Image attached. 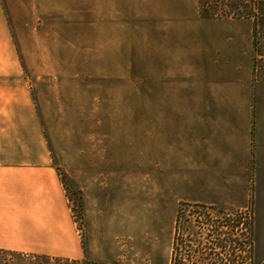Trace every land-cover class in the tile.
I'll return each instance as SVG.
<instances>
[{
	"label": "rangeland",
	"instance_id": "1",
	"mask_svg": "<svg viewBox=\"0 0 264 264\" xmlns=\"http://www.w3.org/2000/svg\"><path fill=\"white\" fill-rule=\"evenodd\" d=\"M191 1L20 2V61L83 254L0 249V264L225 261L210 249L247 251L252 214L264 257V0Z\"/></svg>",
	"mask_w": 264,
	"mask_h": 264
},
{
	"label": "crops",
	"instance_id": "2",
	"mask_svg": "<svg viewBox=\"0 0 264 264\" xmlns=\"http://www.w3.org/2000/svg\"><path fill=\"white\" fill-rule=\"evenodd\" d=\"M25 1L0 0V249L79 258L83 251L71 217L66 190L52 167L30 80L26 67L20 61L21 54L30 53L20 48L25 38L18 33L22 23L28 22V16L19 11L20 2ZM34 53L53 52L35 48ZM263 150L264 145L262 154Z\"/></svg>",
	"mask_w": 264,
	"mask_h": 264
},
{
	"label": "trees",
	"instance_id": "3",
	"mask_svg": "<svg viewBox=\"0 0 264 264\" xmlns=\"http://www.w3.org/2000/svg\"><path fill=\"white\" fill-rule=\"evenodd\" d=\"M249 222L246 226V235L248 240V249L247 251L241 250V242H238V238H236L233 243V246H228L223 241L219 240L216 242V248H211V253L214 255H218L222 252H227L229 254V258L224 261V258H221L219 255L217 257H209L208 260L204 259V261H200L199 264H264V257L259 258L258 257V249L256 244V238H257V230L254 225L255 216L252 214V216H249ZM237 227V225L235 226ZM219 250L216 252L215 249ZM179 250V248H176V251ZM190 250V249H189ZM4 252V251H3ZM244 252V255L241 253ZM5 253L8 254H15L11 251H5ZM173 264H198L197 262H185L181 260V258H175L173 261Z\"/></svg>",
	"mask_w": 264,
	"mask_h": 264
}]
</instances>
